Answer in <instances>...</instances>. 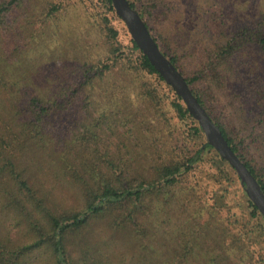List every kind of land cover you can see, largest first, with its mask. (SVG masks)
<instances>
[{"label": "trees", "instance_id": "16d2710c", "mask_svg": "<svg viewBox=\"0 0 264 264\" xmlns=\"http://www.w3.org/2000/svg\"><path fill=\"white\" fill-rule=\"evenodd\" d=\"M41 1L38 18L46 24L61 16L66 4L72 0ZM128 1L142 17L148 18L146 24L150 31L152 26L158 28L154 21L158 18L154 15L157 9H167L159 17L167 16L175 9L172 0ZM32 2L0 0V33L15 34L12 29L17 27L20 13ZM77 2L84 9L89 24L98 32L100 50L96 58L91 61L87 58L67 85L50 97L33 94L30 90L13 92L9 81L0 74V264H41L42 255L46 254L54 259L55 264H125L117 238L122 236L140 241L149 237V220L154 215L153 211L159 208V216H166L170 212L171 201L179 196L183 199L180 206L183 207L184 223L189 231L180 240L183 242L180 257L182 262H186L200 247V238L195 236L200 235L198 231H219V228H214L211 219L206 221L204 217L207 213L215 217L214 206L201 207L195 202L188 204L185 201L189 194L194 199L198 192L197 188H193L191 193L187 191L185 185L189 178L202 172L207 165V175L213 183L240 185V180L216 151L210 147L203 149L206 141L198 123L182 99L142 54L127 30L116 25L117 16L112 1ZM121 34L127 41L120 40ZM166 41L159 30L162 51L187 79L198 101L264 191V166L261 167L257 161V158L264 157L258 146L260 139L255 137L256 129L264 124V75L244 73L241 61V54L250 47H257L264 53V12L230 28L214 45L197 47L199 50L202 48V52L194 71L183 65L184 58ZM117 76L119 79L114 80ZM229 81L233 85L240 84L242 90H234V102L223 101L233 107V111L222 107L221 112L216 113L214 101L222 100V91ZM108 82H112L117 89L123 87V94L127 86L134 87L138 98L136 107L149 104L159 108L169 139L159 143L163 153H159V162L152 158L157 163L151 177L133 168L137 154L131 136L138 143L139 136L135 133L141 131L133 122V113L124 114L122 111L125 96L119 98L109 94V107L95 106L96 90ZM239 91L241 95L237 93ZM205 94L209 96V101L204 98ZM236 103H240V108L234 107ZM78 104L84 106L88 113L83 125L86 134L74 135L69 145L76 153L74 158L68 150L57 153L62 162L60 175L77 190L81 202L61 206L58 204L61 196L68 199L64 189L50 186V178L41 171V164L33 160L27 166L24 157L39 147L47 151L49 142L52 144L54 140L55 125L59 124L60 117ZM131 123L133 126H129ZM120 128H128L129 136H124ZM110 134L119 141L115 144L116 151L111 149L113 144L107 146L105 143L112 138ZM101 146H106L104 151L99 149ZM240 190L247 200L252 219L243 224L242 229H247L254 221L253 229L264 235V224L257 207L248 199L241 185ZM229 192V189H223V192L216 191L211 197L224 200ZM224 206L222 203L221 207ZM95 223H102L109 230L103 241L105 247L86 238ZM237 225H241L240 221ZM12 228L24 231L25 238L12 242L8 234ZM247 235V231L236 232L231 225L224 228L218 237L229 240V243L223 244L220 257L214 254L215 249L209 251L210 261L264 264V255L259 254V258L255 259L257 249L251 247ZM247 240L249 243H245ZM75 248L79 249L78 256ZM159 262L162 261L159 259Z\"/></svg>", "mask_w": 264, "mask_h": 264}, {"label": "rangeland", "instance_id": "374dc122", "mask_svg": "<svg viewBox=\"0 0 264 264\" xmlns=\"http://www.w3.org/2000/svg\"><path fill=\"white\" fill-rule=\"evenodd\" d=\"M75 1L77 0H72L66 4L65 9L67 11L64 9L61 16L42 24L38 18L42 1L33 0L32 4L20 13L17 27L12 29L15 34L10 35L6 31L0 33V74L9 81L8 84L13 92L30 90L33 94L50 97L56 90L67 85L68 80L72 79L74 73L78 72V68L85 63L87 58L91 61L97 57V52L100 50L98 32L94 26L89 24L82 6ZM171 3L175 9L167 16L161 15L159 17V14L167 10L165 7L154 12V15L158 17L154 20L158 28L152 26V32L159 42L160 30L171 49L184 58L182 60L183 65H187L193 71L198 56L202 52V48L199 50L197 47L214 45L216 41H220L228 33L230 28H234L246 20L256 18L264 12V0H172ZM8 22L12 24L11 20ZM115 23L120 27L122 26L117 18ZM152 24L153 21L150 22V25ZM120 40L127 41L123 34H121ZM241 61L244 73L251 72L264 75V53L257 47H250L245 50L241 54ZM118 79L119 76L114 80ZM113 85L112 82H108L96 90L95 106H98L97 108L109 107V99H107L109 94L119 98L125 96L126 100L123 101L122 111L124 114L133 113L135 117L133 122L138 124V129L141 131V133L135 131V136H139L138 143L131 136V142H135H132V145H134L137 154L133 168L136 172L151 177L154 164L157 163L156 161H160L159 153H163L159 148V143L169 139L168 129L161 121L159 108L149 104L136 107L135 103L138 98L134 94V87L127 86L123 94V87L117 89ZM225 86L226 89L222 91V100L214 101L216 113H220L222 107L226 111H233V107L226 103L234 102V90H242L240 84L233 85L231 81ZM240 91L237 92L239 95H241ZM128 95H132V98H128ZM204 98L210 100L207 94L204 95ZM114 100L118 99L114 98ZM234 107L240 108V103L239 105L236 103ZM87 118V110L80 104L65 111L59 119V124L55 125L54 140L52 144L50 142L48 144L50 148L46 151L44 147H39L32 152L33 149L24 157L27 166L33 160H35L34 163L39 162L41 164V171L46 172L50 178L48 182L50 186H54V188L61 186V189H64L68 199L61 196L58 202L61 206L77 205L80 204L81 200H79L77 190L70 185L63 175H60L62 162L57 152L61 154V151L64 153L65 150H68L72 157H75L76 153L70 149L69 145L74 135L84 136L86 134L83 125ZM77 121L78 123H76ZM129 126H133V124L131 123ZM120 132L124 136H129L128 128H120ZM110 136L112 135L110 134ZM257 136L260 139L258 146L262 150L261 155L264 157V124L256 129L255 137ZM105 143L107 146L113 144L111 149L116 151L115 144H118L119 141L116 136H112ZM104 147L101 146L99 149L104 151ZM121 149L125 153L122 147ZM152 158L156 161L154 162ZM257 161L261 167L264 166L263 158H257ZM207 173L209 171L206 165L202 168V172H197L189 178L185 185L187 191L190 190L189 193H191L193 188H197L198 192L194 199L189 194L185 197L187 198L185 201L188 204L195 202L201 207L214 206L216 209L214 211L215 217L212 218L209 213L204 217L206 221L211 219L212 225L214 228H219V231H198L200 235L195 234V236L200 238V247L188 261L182 262L180 252L183 242L181 241L185 233L189 231H187L188 227L184 223L183 207L180 206L183 199L179 196L171 201L170 212L166 216H159V208L157 211H153L154 215L149 220V237L140 241L122 236L117 238L118 241L120 240L119 251L125 256V264H166L167 262L171 264H223L211 262L209 251L215 249L214 254L220 257L223 244L229 243V240H223L218 235L229 225L236 232L247 231L251 247L257 249L255 259L259 258V254L264 255V235L253 229L254 221L247 229H242V225L252 219L240 185L232 183V185L227 186L225 182L213 183ZM223 189L230 191L224 200L211 197L214 192H223ZM222 203L226 206L221 207ZM199 221L204 223L202 220ZM238 221L241 223L240 226L237 225ZM89 231L90 234L85 236L87 240L105 247L103 241L107 231H109L107 227L102 223H95ZM1 234L2 231H0ZM8 234L12 242H17L19 238H25L24 231L17 228H12ZM108 235L110 238V233ZM245 243H249V240ZM75 250H77L76 256H78L79 249L75 248ZM159 259L163 263L159 262ZM42 260L41 264H55L54 259L50 258L48 254L42 255ZM236 263L241 264L239 261Z\"/></svg>", "mask_w": 264, "mask_h": 264}, {"label": "water", "instance_id": "95a60500", "mask_svg": "<svg viewBox=\"0 0 264 264\" xmlns=\"http://www.w3.org/2000/svg\"><path fill=\"white\" fill-rule=\"evenodd\" d=\"M111 1L118 21L122 23L139 50L148 58L164 82L171 86L182 99L189 113L198 123L206 141L203 149L210 147L216 151L221 159L226 161L229 167L236 172L241 187L248 199L257 207L264 224V191L258 179L233 151L220 127L198 101L187 79L162 51L155 34L150 31L146 24V18L142 17L128 0Z\"/></svg>", "mask_w": 264, "mask_h": 264}]
</instances>
